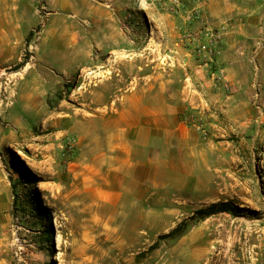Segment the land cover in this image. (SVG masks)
Listing matches in <instances>:
<instances>
[{"label": "rangeland", "instance_id": "1", "mask_svg": "<svg viewBox=\"0 0 264 264\" xmlns=\"http://www.w3.org/2000/svg\"><path fill=\"white\" fill-rule=\"evenodd\" d=\"M240 7L229 19L209 15L226 29L204 79L184 37L202 24L165 12L161 0H0V264H264V0ZM232 45L239 82L225 57ZM219 68L227 87L211 80ZM148 76L187 89L182 120L193 117L194 148L173 152L141 193L95 203L98 169L77 177L70 168L99 155L106 106ZM25 165L53 212L54 245ZM225 201L246 210L195 215ZM184 221L182 235L164 237Z\"/></svg>", "mask_w": 264, "mask_h": 264}, {"label": "crops", "instance_id": "2", "mask_svg": "<svg viewBox=\"0 0 264 264\" xmlns=\"http://www.w3.org/2000/svg\"><path fill=\"white\" fill-rule=\"evenodd\" d=\"M250 2L208 0V14L219 21L229 19L242 11L240 4ZM236 26L232 25L228 33L232 34ZM236 46H229L225 57L231 60L229 77L239 82L231 69L238 65L235 61L240 57L236 56ZM243 53L249 57L251 52L244 49ZM257 62L261 64L260 60ZM196 68L205 79V68L199 64ZM147 79L144 84L137 83L116 93L114 104L106 106L105 141L98 144L99 155L92 161L83 159L70 168L77 177L89 173L92 166L98 169L100 189L94 192L95 203H117L125 192L141 193L169 170L173 152L186 156L187 148H194L198 134L182 120V114L191 102L187 89L184 85L182 88L173 85L178 82L174 76H148ZM180 81L186 84L187 76ZM238 96L233 94L229 98L235 100ZM80 166L82 168H78Z\"/></svg>", "mask_w": 264, "mask_h": 264}, {"label": "built area", "instance_id": "3", "mask_svg": "<svg viewBox=\"0 0 264 264\" xmlns=\"http://www.w3.org/2000/svg\"><path fill=\"white\" fill-rule=\"evenodd\" d=\"M162 8L165 12L184 19L186 22L201 23L202 26L194 33L190 32L184 37L195 43L193 49L196 54L199 64L206 68L217 66L219 56L222 52V44L225 33V25L218 24L211 19L208 14L207 0H161ZM211 80L218 85H225L226 71L224 68H219L210 72ZM188 124L193 123V117H187ZM197 128L203 129L199 124ZM77 145V138L68 139L67 147L70 151H74Z\"/></svg>", "mask_w": 264, "mask_h": 264}, {"label": "trees", "instance_id": "4", "mask_svg": "<svg viewBox=\"0 0 264 264\" xmlns=\"http://www.w3.org/2000/svg\"><path fill=\"white\" fill-rule=\"evenodd\" d=\"M26 172L28 176L30 177V180H34V182H29L30 184H35V190L32 193V204L34 208L37 211V217L42 222L45 223V225L48 227V232L50 233L49 241L54 245V232L55 228L53 225V212L50 210V208L44 204L42 200V195L40 190L37 187V180L38 177L25 165ZM13 188L15 190L16 185L13 184ZM246 209L235 204L233 201H225V202H219V203H213L207 208H201L198 209L195 212V215L198 216L199 219H204L208 216H212L214 214H217L219 212H231L235 215H243L240 212L245 211ZM187 222H182L179 224L176 228H174L169 234L164 235L166 236H172V235H182L187 230Z\"/></svg>", "mask_w": 264, "mask_h": 264}, {"label": "bare ground", "instance_id": "5", "mask_svg": "<svg viewBox=\"0 0 264 264\" xmlns=\"http://www.w3.org/2000/svg\"><path fill=\"white\" fill-rule=\"evenodd\" d=\"M56 224H57V226L59 225L57 219H56ZM60 241H61V235L58 234V236H57V244H58V246H60Z\"/></svg>", "mask_w": 264, "mask_h": 264}]
</instances>
